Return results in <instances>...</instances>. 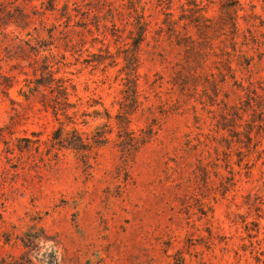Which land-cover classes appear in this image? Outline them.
Returning a JSON list of instances; mask_svg holds the SVG:
<instances>
[{
	"label": "rangeland",
	"instance_id": "obj_1",
	"mask_svg": "<svg viewBox=\"0 0 264 264\" xmlns=\"http://www.w3.org/2000/svg\"><path fill=\"white\" fill-rule=\"evenodd\" d=\"M188 1L0 0V264H264V0Z\"/></svg>",
	"mask_w": 264,
	"mask_h": 264
},
{
	"label": "trees",
	"instance_id": "obj_2",
	"mask_svg": "<svg viewBox=\"0 0 264 264\" xmlns=\"http://www.w3.org/2000/svg\"><path fill=\"white\" fill-rule=\"evenodd\" d=\"M202 3V0H189L188 1V3L190 4V5H193L194 7H196L197 9H201V7H199L200 6V3ZM235 2L236 3H238V5H241V3L239 2V0H235ZM170 3H172V0H170ZM233 5H235V4H233ZM235 12H237V10H235ZM166 15L168 16V17H170V18H168L167 20H165V23H167V25H168V27H169V29H172V30H174L175 32L177 31V21H176V19H174V18H172V16H173V13L172 12H167L166 13ZM142 17L143 16H138V21H137V23H138V30H139V33H138V38H136L135 40H134V42H135V45H136V47H138L139 48V46H140V43L146 38V31H147V26H148V24L145 22V21H143L142 20ZM233 20H232V23H231V27H232V29H233V32L234 33H238V31L240 30V28H239V23H238V21H237V19H236V15L234 16V18H232ZM204 20L206 21V22H209L210 21V19L209 18H204ZM206 24V23H205ZM187 27H188V25H187ZM53 75V74H52ZM52 80H56V89H57V91H58V96L56 97V102L57 103H62V104H65L66 106H74L71 102H70V100H69V97H70V92H69V88H68V86L65 84V81H64V79L63 78H58V79H56L55 77H53L52 78ZM39 84L40 85H45L44 84V82H42L41 80H39ZM63 100H62V99ZM54 111H55V114H57V109H54ZM67 115V114H66ZM129 122H130V120H127V122H126V124H128L129 125ZM121 127H122V129L119 131V132H133V131H130L129 129H128V127L126 126V125H121ZM56 132H65V130H64V127L63 126H61L59 129H57L56 130ZM72 132H78L77 131V129H74V130H72ZM98 132H101V131H98ZM103 132H106V131H103ZM105 139V138H104ZM59 141H63L62 140V136H61V138L59 137ZM180 264H184V262L182 261Z\"/></svg>",
	"mask_w": 264,
	"mask_h": 264
}]
</instances>
